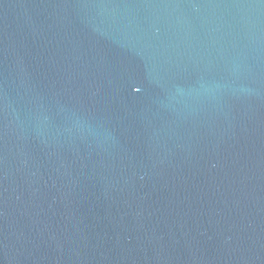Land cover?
<instances>
[{
  "label": "water",
  "instance_id": "obj_1",
  "mask_svg": "<svg viewBox=\"0 0 264 264\" xmlns=\"http://www.w3.org/2000/svg\"><path fill=\"white\" fill-rule=\"evenodd\" d=\"M0 264H264V0H0Z\"/></svg>",
  "mask_w": 264,
  "mask_h": 264
}]
</instances>
